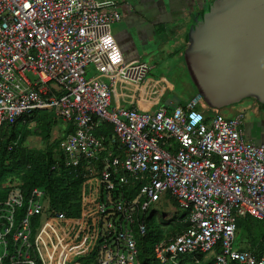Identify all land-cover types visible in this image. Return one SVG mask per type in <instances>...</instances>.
<instances>
[{
	"label": "built area",
	"instance_id": "2783aa9c",
	"mask_svg": "<svg viewBox=\"0 0 264 264\" xmlns=\"http://www.w3.org/2000/svg\"><path fill=\"white\" fill-rule=\"evenodd\" d=\"M121 19L113 0H0V129L55 110L73 126L61 161L83 176L77 215L53 209L41 187L0 201V264H140L138 237L167 194L188 225L154 245L163 264L212 251L213 264H264L233 248L239 216L264 219V140L247 138L245 113L197 109L200 93L172 110L112 106L117 86L135 100L152 70L126 61L112 30ZM107 124L113 134H95Z\"/></svg>",
	"mask_w": 264,
	"mask_h": 264
},
{
	"label": "trees",
	"instance_id": "16d2710c",
	"mask_svg": "<svg viewBox=\"0 0 264 264\" xmlns=\"http://www.w3.org/2000/svg\"><path fill=\"white\" fill-rule=\"evenodd\" d=\"M214 3V2H213ZM212 3V4H213ZM211 4V5H212ZM209 10V8H208ZM205 19L198 23H204ZM197 94L192 95L188 100ZM255 98V97H254ZM256 99V98H255ZM187 100V101H188ZM58 121V115L55 110H32L30 115H25L15 121L13 124H4L0 129V201L5 200L13 189H20L25 194H29L34 187L45 189L53 209L66 212L68 215H77L80 209V194L83 176L77 174L76 170L66 168L63 165L60 151V142L63 138L56 137L51 141L53 125ZM30 122H34L35 126L46 143L45 148H35L26 145L27 133L18 131L19 124L27 126ZM65 133L73 130V126L66 123ZM109 134L113 132V127L107 124ZM103 128V130L105 129ZM58 164L56 168H53ZM167 199L178 202L167 194L159 203L165 204ZM158 204V203H157ZM180 207V206H179ZM157 211H152L146 217L147 231L138 238L140 264H163L155 255L154 245L164 237L177 235L181 233L188 223L184 221L188 216L185 211L183 216H172L165 222H177V226L171 231L157 234L154 230V222ZM263 219L257 218L249 213L237 218V229L240 237L248 238V242L240 249L241 252H253L256 256L264 255V230L261 228L260 222ZM183 227V228H182ZM182 228V229H181ZM236 239V235H235ZM233 241V245L235 242ZM150 243L148 244V242ZM191 256V255H189ZM205 255H197L195 258L203 260ZM194 258V257H193ZM194 259V261L196 260ZM181 260L180 264H185ZM198 263V264H199ZM232 264H238L232 261ZM196 264V263H195Z\"/></svg>",
	"mask_w": 264,
	"mask_h": 264
},
{
	"label": "water",
	"instance_id": "95a60500",
	"mask_svg": "<svg viewBox=\"0 0 264 264\" xmlns=\"http://www.w3.org/2000/svg\"><path fill=\"white\" fill-rule=\"evenodd\" d=\"M204 19L187 49L199 93L219 109L248 97L264 103V0H217Z\"/></svg>",
	"mask_w": 264,
	"mask_h": 264
},
{
	"label": "crops",
	"instance_id": "0c3cea01",
	"mask_svg": "<svg viewBox=\"0 0 264 264\" xmlns=\"http://www.w3.org/2000/svg\"><path fill=\"white\" fill-rule=\"evenodd\" d=\"M113 1L122 14V19L112 24V30L126 61L146 59L145 61L149 63L152 70L145 83L141 85L140 95L135 94V100L125 88L117 86L112 106L155 111L159 106L166 105L167 96H169L167 91L170 89L174 91V98L178 96L176 84L166 75L157 76L154 65L164 66L169 61L168 59L175 55L180 56L179 63H187V49L192 30L197 27L200 20L204 19L208 11L206 6H210L217 0ZM165 68L171 70L172 67L167 65ZM87 74L88 78L98 74L93 64L87 67ZM163 100H165L164 103ZM172 109L173 106L170 107V110ZM99 132L106 137L113 134V132L109 134L107 127ZM263 133L264 131L257 129L254 140H250L253 142L264 140Z\"/></svg>",
	"mask_w": 264,
	"mask_h": 264
},
{
	"label": "rangeland",
	"instance_id": "374dc122",
	"mask_svg": "<svg viewBox=\"0 0 264 264\" xmlns=\"http://www.w3.org/2000/svg\"><path fill=\"white\" fill-rule=\"evenodd\" d=\"M211 6V5H210ZM210 6H206L208 9ZM206 9V10H207ZM169 47V46H168ZM173 57V58H172ZM169 58L168 62L164 66H158L157 64L155 66V72L157 76L166 75V77L173 81L176 84V90H177V96L181 99V104L185 105L187 102V99L192 97L194 94L199 93V89L197 86V83L195 82V79L193 77V74L190 71V68L188 66V63H179V57L180 56H172ZM146 60V59H145ZM171 66V70H166L165 66ZM176 66V67H175ZM29 77H32V79H35L36 76L32 75L31 73H27ZM88 76V74H87ZM53 87H55L53 85ZM59 92V91H58ZM165 100H163V103ZM171 106H168L170 108ZM210 105L208 102L204 99L197 107V109L201 111L209 112ZM51 111V110H50ZM220 112L227 118L235 117L238 113L242 112L245 113L244 119H243V128L245 129L248 139H253L256 135V130L259 129L264 131V103L259 102L254 97H248L241 102L234 103L227 105L225 107H222L220 109ZM57 114V113H56ZM58 115V114H57ZM263 125V126H261ZM66 123L60 118L58 115V121L56 124L53 125L52 130V136L51 141L54 140L56 137L61 136L62 134H65L66 130ZM35 123L30 122L27 126H23V124H19L17 127L18 131H24L27 135V141L26 145L29 147H35V148H45L46 143L42 140L40 132L35 129ZM95 134H100L99 131L95 132ZM264 134V133H263ZM62 135V136H63ZM254 140V139H253ZM61 151V149H60ZM62 153V152H61ZM157 211V214L155 216V222H154V230L155 233H165L166 231H171L177 226V222L173 220V222H165L163 219V215L165 213V218L167 221L172 217L177 215L178 217L183 216L185 210L180 208L177 204L175 205L174 201H170L167 199L165 204H160L158 202L153 204L149 210V214L152 211ZM261 228L264 230V219L260 222ZM248 242V238L243 236L240 237L239 230H236V239L233 245L234 249H240ZM150 241L148 242V244ZM215 257V252L212 251L209 254L204 256L203 260H200L199 264H213ZM181 260H184L185 264H195V261L192 256L189 255H181ZM84 262V261H83ZM37 264H41L39 260H37ZM230 264L231 260H230Z\"/></svg>",
	"mask_w": 264,
	"mask_h": 264
}]
</instances>
